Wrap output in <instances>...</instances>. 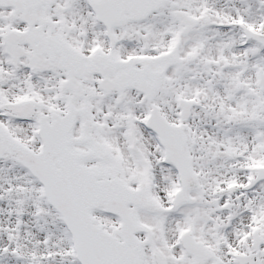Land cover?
Returning <instances> with one entry per match:
<instances>
[{"label": "snow or ice", "instance_id": "1", "mask_svg": "<svg viewBox=\"0 0 264 264\" xmlns=\"http://www.w3.org/2000/svg\"><path fill=\"white\" fill-rule=\"evenodd\" d=\"M0 264H264V0H0Z\"/></svg>", "mask_w": 264, "mask_h": 264}]
</instances>
